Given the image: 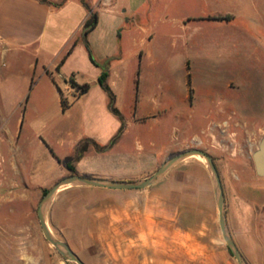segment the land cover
<instances>
[{
    "label": "crops",
    "instance_id": "1",
    "mask_svg": "<svg viewBox=\"0 0 264 264\" xmlns=\"http://www.w3.org/2000/svg\"><path fill=\"white\" fill-rule=\"evenodd\" d=\"M45 1L0 0V171L7 188L49 191L73 175L137 182L172 149L201 148L202 142L193 144L187 137L190 130L203 132L201 119L212 115L226 119L227 124L233 117L234 95L227 84L220 91L204 93L194 87L195 105L188 104V58L182 65L183 90L171 98L169 55L165 40L161 42L149 19L150 0H140L129 17L115 0H84L90 11L81 0ZM216 3L198 0L186 5L194 13L185 18L220 13L213 9ZM94 8L98 9L97 24L84 36V24ZM189 22L195 23L196 30L217 29ZM92 55L104 65L103 70L93 67L89 77L91 63L95 64ZM103 72L121 119L110 111L108 96L99 85ZM69 74L75 77L73 84L66 82ZM83 85L90 89L76 95ZM200 105L210 113L195 116L193 109ZM188 109L192 111L187 113ZM172 115L179 123L174 122L177 135L170 145L163 141L162 128ZM122 125L117 140L108 147ZM215 127L211 124L207 131L212 134ZM84 140L100 149L88 147L74 163L76 174H71L61 162L74 157ZM92 161L99 165H87ZM44 171L48 176L43 179ZM139 193L137 189L65 186L50 199L45 219L73 253L90 249L108 259V254L154 251V198ZM18 264L48 261L43 255L22 253ZM50 264H59L58 256H52Z\"/></svg>",
    "mask_w": 264,
    "mask_h": 264
},
{
    "label": "rangeland",
    "instance_id": "2",
    "mask_svg": "<svg viewBox=\"0 0 264 264\" xmlns=\"http://www.w3.org/2000/svg\"><path fill=\"white\" fill-rule=\"evenodd\" d=\"M196 1L150 0L147 7L154 31L161 42L165 40V53L169 55L171 98L183 87L182 65L184 58H188L191 63H187L186 69L192 89L188 104L195 105L194 87L198 93H204L211 89L220 91L227 84L234 95L230 109L233 117L227 124L226 119L217 120L212 115L201 119L203 132L190 130L187 136L190 143L202 142L201 148L172 149L154 171L142 174L137 182L151 177L164 162L179 154L204 152L212 159L221 182L229 237L245 264H264V177L256 176L252 161V154L264 138V0H217L213 9L220 13L185 18L194 13L186 5ZM115 4L129 17L140 0H115ZM95 11L98 9L94 8ZM225 17L229 19H217ZM183 19L217 29L196 30L191 22H185L184 28ZM77 54L76 51L74 56ZM92 57L96 65L91 63L89 77L93 67L103 70L104 65ZM74 78L69 74L66 82L72 84ZM200 106L193 109L195 116L210 113V109ZM174 122L179 120L172 115L163 125L165 144L173 145L177 135ZM211 124L216 125L212 134V130L207 131ZM87 165L99 163L92 161ZM46 172L43 179L48 176ZM5 180L0 171V264H18L22 253L43 255L48 264L52 256H58L59 264H75L67 261L43 234L38 217L42 191L9 189ZM137 190L154 198L155 250L108 254V259L106 254L90 249L74 253L83 264H238L220 228L214 178L199 156L179 161L155 183ZM48 207L49 203L46 214ZM45 221L52 236L59 240Z\"/></svg>",
    "mask_w": 264,
    "mask_h": 264
},
{
    "label": "water",
    "instance_id": "3",
    "mask_svg": "<svg viewBox=\"0 0 264 264\" xmlns=\"http://www.w3.org/2000/svg\"><path fill=\"white\" fill-rule=\"evenodd\" d=\"M192 156H199L205 159L206 165L208 166L215 182L216 191H217V207L219 212V223L220 228L222 231L223 238L226 242V244L229 246L234 258L238 262V264H245L243 261V258L237 249L235 243L232 241V239L229 237L226 229L225 224V214H224V196H223V190L221 187V182L219 179V176L217 174L216 168L212 162V159L205 154L204 152H201L199 150H194L190 152H186L183 154H179L172 159H169L168 161L164 162L161 167L149 178L138 181V182H132V183H126V182H117V181H105V180H99L96 178L86 177V176H78L73 175L69 178H66L64 180L59 181L51 190H49L42 198L39 208H38V217L40 221L41 228L43 230V234L46 238V240L54 246L58 252L62 254L66 258L67 261L75 263V264H83L81 260L74 254L69 247L55 239L52 234L50 233L44 215L43 210L46 205H48L50 199L52 196L62 187L69 186V185H78V186H96V187H108L113 189H142L149 187L153 183H155L160 177H162L173 165L178 163L179 161L184 160L185 158L192 157ZM252 161L254 165L255 174L258 177H264V138L261 139V141L258 144V149L252 154Z\"/></svg>",
    "mask_w": 264,
    "mask_h": 264
},
{
    "label": "trees",
    "instance_id": "4",
    "mask_svg": "<svg viewBox=\"0 0 264 264\" xmlns=\"http://www.w3.org/2000/svg\"><path fill=\"white\" fill-rule=\"evenodd\" d=\"M41 2L43 3H46L45 0H40ZM82 4L84 5V7L90 11V9L88 8L86 2L84 0H81ZM217 19H220V20H228L229 18L225 17V18H217ZM97 24V13L96 12H91L90 14V18L85 22L84 24V27H83V35H87V33L89 31H91ZM93 61V60H92ZM106 77H107V74L106 72H103L101 74V76L99 77L98 79V82H99V85L101 86V88L103 89V91L107 94L108 96V99H109V109L110 111L116 115L118 118L121 119L120 117V114L118 113V111L114 108V96L113 94L111 93L110 89L108 88L107 84H106ZM73 84V83H72ZM186 86H187V91H188V96H190L191 92H192V89H191V83H190V73L189 71L187 72V75H186ZM79 89L81 90V93H86L88 91V86L87 85H83V86H80ZM63 109H66L67 106L63 103ZM123 129V125L118 133V135L116 137H114L109 145V146H112L115 141L117 140L118 136L120 135L121 131ZM89 145H94L95 148L97 150H99L100 148H98L94 142H92L91 140H84L82 141L77 149H76V153L74 155V157L72 158H69V159H65L63 160L61 163L62 165L64 166V168L71 174H76L75 172V169H74V163L79 161V159L82 157L83 153L87 150L88 146ZM175 155V154H174ZM58 162H60L58 160ZM86 177H90V176H86ZM42 193L45 195L47 193V190H43Z\"/></svg>",
    "mask_w": 264,
    "mask_h": 264
},
{
    "label": "bare ground",
    "instance_id": "5",
    "mask_svg": "<svg viewBox=\"0 0 264 264\" xmlns=\"http://www.w3.org/2000/svg\"><path fill=\"white\" fill-rule=\"evenodd\" d=\"M200 158L202 159V161L204 160V162L206 163V161H205L204 158H202V157H200ZM47 206H48V205H46V206L44 207V210H43L44 218H45V215H46V209H47ZM45 220H46V219H45Z\"/></svg>",
    "mask_w": 264,
    "mask_h": 264
},
{
    "label": "built area",
    "instance_id": "6",
    "mask_svg": "<svg viewBox=\"0 0 264 264\" xmlns=\"http://www.w3.org/2000/svg\"><path fill=\"white\" fill-rule=\"evenodd\" d=\"M79 94H81V90H79V89L77 88V90H76V95H79Z\"/></svg>",
    "mask_w": 264,
    "mask_h": 264
}]
</instances>
